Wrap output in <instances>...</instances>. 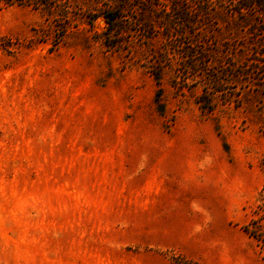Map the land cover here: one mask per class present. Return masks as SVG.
<instances>
[{
  "label": "rangeland",
  "instance_id": "obj_1",
  "mask_svg": "<svg viewBox=\"0 0 264 264\" xmlns=\"http://www.w3.org/2000/svg\"><path fill=\"white\" fill-rule=\"evenodd\" d=\"M103 7L0 0V264H264V93L202 114ZM169 160L210 177L191 241L147 231Z\"/></svg>",
  "mask_w": 264,
  "mask_h": 264
},
{
  "label": "trees",
  "instance_id": "obj_2",
  "mask_svg": "<svg viewBox=\"0 0 264 264\" xmlns=\"http://www.w3.org/2000/svg\"><path fill=\"white\" fill-rule=\"evenodd\" d=\"M95 1L104 3V44L134 39L145 45L155 82L166 68L176 93L199 88L195 103L202 114L218 105L238 108L246 96L264 93V0ZM250 225L254 219L244 228L248 234Z\"/></svg>",
  "mask_w": 264,
  "mask_h": 264
},
{
  "label": "crops",
  "instance_id": "obj_3",
  "mask_svg": "<svg viewBox=\"0 0 264 264\" xmlns=\"http://www.w3.org/2000/svg\"><path fill=\"white\" fill-rule=\"evenodd\" d=\"M187 165L192 167L190 172L182 170ZM195 165L186 160L161 161L152 165L161 173L156 178L160 184L158 189L153 190L152 197L145 201L148 232L155 230L162 237L193 239L194 223L199 220L198 202H209L212 196L209 175L200 174ZM202 211L207 217L208 209ZM185 224L190 226L188 234L183 232Z\"/></svg>",
  "mask_w": 264,
  "mask_h": 264
}]
</instances>
